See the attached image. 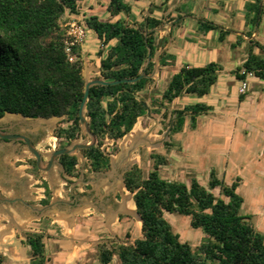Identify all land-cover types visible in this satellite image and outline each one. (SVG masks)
I'll return each mask as SVG.
<instances>
[{
	"label": "trees",
	"instance_id": "16d2710c",
	"mask_svg": "<svg viewBox=\"0 0 264 264\" xmlns=\"http://www.w3.org/2000/svg\"><path fill=\"white\" fill-rule=\"evenodd\" d=\"M80 0H0V118L8 113L25 118L48 119L63 117L53 130L58 149L66 147L78 136L80 125L77 115L84 90L81 51L63 24L65 15L78 14ZM253 4V22H258L261 7ZM106 12L110 17L131 16V6L124 0H109ZM105 51L98 50L99 76L94 80L117 84L89 87L84 116L95 138L92 145L79 149L93 171L108 167V155L102 148L104 140H120L146 111L159 113L164 104L172 103L182 94L202 97L208 94L217 79L219 66L210 62L201 67L182 65L172 74L159 100L152 99L156 107L143 105L137 94L151 81V61L157 49L155 28L161 25L156 17L146 16L135 25L122 17L114 21L100 20L91 15L84 20ZM203 30L214 28L202 23ZM114 41L112 45H109ZM262 52L264 48L256 45ZM104 53V55H102ZM149 54V61L147 62ZM171 57L162 53L159 65H167ZM133 82H123L137 77ZM264 79V54L248 53L246 60L234 71L237 80L246 75ZM245 94L240 93L242 101ZM212 107L204 103L184 105L171 112L169 134L181 131L185 116L194 128L197 116ZM165 147L171 143L164 142ZM152 161L146 176L137 165L123 174L125 189L132 193L136 213L140 219V237L132 244L107 248L98 246L99 264H109L113 255L119 264H264V236L250 223L249 216L241 214L243 198L236 191L237 178L230 184L216 178L213 170L207 185L190 178L188 185L168 181L159 175V167L167 160L159 154H149ZM58 162L67 175H73L76 156L60 155ZM217 189L218 195L212 190ZM177 213L190 218L189 225L204 233L195 247L182 242L164 217ZM128 237V236H127ZM30 264H46L40 234H27ZM0 264L3 258L0 256Z\"/></svg>",
	"mask_w": 264,
	"mask_h": 264
},
{
	"label": "crops",
	"instance_id": "0c3cea01",
	"mask_svg": "<svg viewBox=\"0 0 264 264\" xmlns=\"http://www.w3.org/2000/svg\"><path fill=\"white\" fill-rule=\"evenodd\" d=\"M191 1L192 6L187 12L178 6L168 9L174 19L162 25H166V30L157 35L164 42V53L176 56L182 65L201 67L214 62L219 66L217 79L208 94L191 101V104L204 103L212 107L209 113L213 116L218 101L229 93L235 95L244 82L247 95L241 106L248 105L246 100L250 94H254L253 105L260 106L257 114L254 110L241 114L251 124L255 115H261L264 79L248 74L244 80H237L234 71L246 60L248 53L264 54L256 46L264 48V0H208L209 5L203 9L197 8L196 0ZM256 1L261 14L254 23L252 5ZM204 22L211 23L214 28L203 30ZM161 54L156 57L157 62ZM169 66L167 60V65L162 67ZM249 81L257 86L255 90L247 88ZM229 114L226 111V116ZM3 117L1 132L25 136L23 132L10 129L14 125L10 120L19 122L25 117L8 113ZM41 127L40 124L37 130L44 129ZM30 141L41 154L39 165L25 143L0 138V256L3 263L30 264L32 257L26 243L27 234L42 236L46 264H99L100 244L107 248H113V243L130 244L122 243V238L128 232L131 217L138 215L133 194L123 183V174L127 170L113 166L108 157L105 170L93 171L82 155L86 165L80 163L75 150L72 154L77 158L75 170L73 175H67L58 157L50 162L51 151L40 150V142ZM130 240L133 242L134 239ZM113 258L118 260L113 255L109 264Z\"/></svg>",
	"mask_w": 264,
	"mask_h": 264
},
{
	"label": "rangeland",
	"instance_id": "374dc122",
	"mask_svg": "<svg viewBox=\"0 0 264 264\" xmlns=\"http://www.w3.org/2000/svg\"><path fill=\"white\" fill-rule=\"evenodd\" d=\"M108 1L80 0L78 14L65 15L66 20L63 26L71 37L72 43L78 44L81 51L84 81H91L99 76L97 51L102 49L104 52L106 49L101 46L95 34L86 28L84 20L87 17L95 15L100 20L110 21L122 17L128 24L135 25L146 16L152 15L161 21L160 28H156L158 35L162 34L161 31L166 30V25L161 26L174 19V16H171V11L168 10L170 7L178 6L187 12L193 3L191 0H124L131 6V16L110 17L106 12ZM207 1L196 0L197 8L203 9L204 6H208ZM73 31H82V35L75 38ZM113 43L114 41H111L109 45ZM217 45L220 44L217 42ZM221 46L225 47L223 44ZM163 52L164 42L157 36V49L151 58L153 63L152 71L149 74L151 81L144 90L137 94V98L143 100L150 107H156V103H151L152 99L159 100L169 77L182 66V63L174 55L167 59L170 65L168 68L160 66L156 57ZM247 88L255 90L257 86L249 81ZM239 94V90L235 95L227 94L221 101H218L216 115L213 116L208 112L198 116L197 120L195 119L194 128L190 127V120L188 116H185L180 132L165 135L169 127L167 124L171 112L181 109L188 103L191 104V101L196 99L195 96L182 94L172 103L164 104L157 114L151 113L149 110L146 111L144 115L137 118L132 129L126 135L115 142L105 139L102 148L111 159L113 166L124 171L135 164L140 168L144 177L151 169L152 161L149 154L152 153L164 156L168 160L165 165L159 167L160 177L168 181H180L188 185L190 178L193 177L201 185L206 186L210 170H213L216 178L225 184H230L238 178L236 191L243 198L241 214L249 216L250 223L264 236V104L261 107V115H255L256 117L251 119L253 122L251 121L250 124L249 119L241 117V114L243 111L250 112V110L251 112L254 110L257 114L260 106L259 104L253 105L254 94H250L246 100L248 105L241 106L244 99L239 101ZM242 94H245L244 98L247 95L246 91ZM247 109L249 111H246ZM226 111L230 113V116H226ZM226 117L228 118L225 119ZM4 118H1L0 121ZM40 119L23 118L19 122L10 120V123L14 124L10 129L23 132L28 139L40 142V150L50 152L58 149V142L53 136V130L57 124H60L63 117ZM86 119L88 120V118ZM39 123L44 129L37 131L40 127ZM60 125L66 126V123L63 122ZM252 128L255 129L250 134ZM90 142L89 135L81 126L78 136L70 141L72 144H88ZM164 142L171 143V146L165 147ZM74 153L80 159V163L85 164L81 154L77 150ZM167 166H172L173 169L168 170ZM212 192L214 195H218L217 189ZM164 217L182 242H187L195 247L203 240L204 233L200 229L190 227L188 216L165 213ZM138 237H140V219L134 215L131 217L128 232L122 238V243L127 241L131 244L132 240L130 239ZM117 246L116 243L112 244L114 249ZM118 262L116 258H113L111 264H119ZM90 264H95V262Z\"/></svg>",
	"mask_w": 264,
	"mask_h": 264
},
{
	"label": "water",
	"instance_id": "95a60500",
	"mask_svg": "<svg viewBox=\"0 0 264 264\" xmlns=\"http://www.w3.org/2000/svg\"><path fill=\"white\" fill-rule=\"evenodd\" d=\"M148 60H149V54H148L147 62H148ZM144 76H145L144 73L141 72L137 77H135L133 79H129V80H123V82L133 83V82L143 78ZM119 82L120 81L106 82V81H102V80H98V79L91 80V81H84L83 96H82V100H81V102L79 104V107H78L77 115H78V119H79V125L81 127H83L84 131L86 132V134L89 135V137L91 139V142L88 143V144H79V143L70 144L67 147L53 150V151L50 152V155H49L50 162L53 161L55 158L59 157L60 155H63V154L72 155L75 150H79V149H82V148H87V147H89L90 145H92L94 143L95 138L92 135V133L90 132L89 127H88V120L84 116V106H85V103L87 101L89 87L92 86V85H103V86H105L107 84L113 85V84H117ZM143 105L146 106L145 103H143ZM171 125H172V121H171L169 127L167 128L165 135H167L169 133ZM0 138L3 139V140H13V139L14 140H20L23 143H25L27 150L34 157V159L36 160L37 165H39V163L41 161V154L35 149V147L31 143V141L27 137L22 136V135H18V134L4 133V132L0 131Z\"/></svg>",
	"mask_w": 264,
	"mask_h": 264
},
{
	"label": "built area",
	"instance_id": "2783aa9c",
	"mask_svg": "<svg viewBox=\"0 0 264 264\" xmlns=\"http://www.w3.org/2000/svg\"><path fill=\"white\" fill-rule=\"evenodd\" d=\"M73 32H74L73 34H74L75 38H79L82 35V31H77V32L73 31ZM245 89H246V84L243 82V83H241L238 90L240 93H244ZM52 147H54V146H52Z\"/></svg>",
	"mask_w": 264,
	"mask_h": 264
},
{
	"label": "bare ground",
	"instance_id": "6f19581e",
	"mask_svg": "<svg viewBox=\"0 0 264 264\" xmlns=\"http://www.w3.org/2000/svg\"><path fill=\"white\" fill-rule=\"evenodd\" d=\"M11 116H12V115H11ZM39 122L41 123L42 121H39ZM40 123H39V124H40ZM41 126H42V125H41ZM33 127H34V126H33ZM35 127H36V126H35ZM41 128H42V127H41ZM40 130H41V129H40ZM37 131H38V130H37Z\"/></svg>",
	"mask_w": 264,
	"mask_h": 264
}]
</instances>
